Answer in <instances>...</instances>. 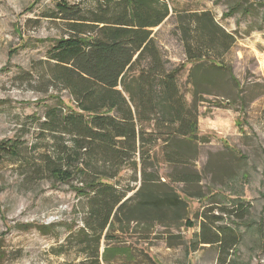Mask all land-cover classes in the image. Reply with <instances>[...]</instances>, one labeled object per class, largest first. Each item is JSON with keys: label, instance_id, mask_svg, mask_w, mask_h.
Returning <instances> with one entry per match:
<instances>
[{"label": "rangeland", "instance_id": "374dc122", "mask_svg": "<svg viewBox=\"0 0 264 264\" xmlns=\"http://www.w3.org/2000/svg\"><path fill=\"white\" fill-rule=\"evenodd\" d=\"M56 1L0 0V141L19 147L0 158V264H264V0H167L173 11L153 32L165 66L184 67L178 85L188 105L197 99L196 137L166 141L146 124L155 140L145 161L96 167L124 199L149 184L174 191L185 209L175 222L122 220L101 235L84 228L81 176L59 182L38 170L71 145L40 129L49 107H75L47 74L48 51L68 35L49 16ZM203 12L214 27L200 45L193 19ZM185 40L231 77L194 85ZM217 237L221 246L204 242Z\"/></svg>", "mask_w": 264, "mask_h": 264}, {"label": "trees", "instance_id": "16d2710c", "mask_svg": "<svg viewBox=\"0 0 264 264\" xmlns=\"http://www.w3.org/2000/svg\"><path fill=\"white\" fill-rule=\"evenodd\" d=\"M85 1L58 0L49 15L66 24L68 35L56 39L48 51L47 74L68 91L75 107L46 110L40 129L67 135L71 145L55 159L43 158L38 170L59 182L81 176L74 190L86 198L83 225L92 233L101 235L122 220L175 222L185 202L174 191H157L148 184L124 199V193L109 182L114 175L96 167L111 169L124 163L136 167L145 161L144 145L155 140L153 134L146 137V124L151 125V133L164 130L166 141L175 142L174 136L188 141L196 137L197 99L188 105L178 85L184 67L165 66L153 32L173 10L167 0ZM195 16V40L202 45L214 23L207 12ZM183 49L194 85L217 86L224 76L231 77L221 62L204 59L201 46L185 40ZM18 154L15 141H0V158ZM204 242L221 246L218 237Z\"/></svg>", "mask_w": 264, "mask_h": 264}]
</instances>
